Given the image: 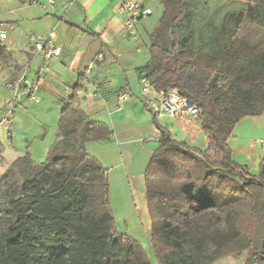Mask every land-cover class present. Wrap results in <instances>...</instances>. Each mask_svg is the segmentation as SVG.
Here are the masks:
<instances>
[{
  "label": "trees",
  "instance_id": "16d2710c",
  "mask_svg": "<svg viewBox=\"0 0 264 264\" xmlns=\"http://www.w3.org/2000/svg\"><path fill=\"white\" fill-rule=\"evenodd\" d=\"M145 69L159 93L199 110L207 151L159 135L144 173L151 247L160 264H210L249 250L264 264V161L259 174L233 160L241 119L264 114V0H162ZM163 36V37H162ZM5 47L0 44V55ZM75 87L47 159L27 152L0 177V264H151L140 241L117 230L108 169L85 149L113 131L81 109Z\"/></svg>",
  "mask_w": 264,
  "mask_h": 264
},
{
  "label": "crops",
  "instance_id": "0c3cea01",
  "mask_svg": "<svg viewBox=\"0 0 264 264\" xmlns=\"http://www.w3.org/2000/svg\"><path fill=\"white\" fill-rule=\"evenodd\" d=\"M40 1L42 5L28 0H0V22L14 26L6 39H0L5 47L0 55V86L7 90V99L11 97L2 111L0 126L8 128L12 136L9 125L32 104L39 105L37 110L46 115L60 117L80 85L77 96L81 109L113 131L107 139L86 142L85 149L108 169L111 192L127 191L133 210L127 216L129 223L136 224L137 232L150 238L152 223L144 173L160 144L150 111L154 109L148 101L152 99L157 107L165 108L170 107V101L165 103L155 94L144 95L139 72L150 60L152 44L170 40L168 36L155 37L166 10L162 0H137L153 13L136 21L133 34L124 25L126 14L119 11L128 0H59L53 5ZM32 36L48 38L61 48L48 69L44 57L35 51ZM10 82L18 88L9 91L5 85ZM124 90L129 96L125 101L119 96ZM32 95L40 99L39 104L31 99ZM155 112L158 122L170 130L175 140L207 151L209 138L199 115L179 118L169 112ZM261 141L264 143V114L241 119L229 141L233 160L253 175L259 174L264 161ZM117 213L120 217L126 215L121 210ZM128 232L140 239L130 229ZM246 258L247 254L240 259L230 255L210 264H245Z\"/></svg>",
  "mask_w": 264,
  "mask_h": 264
},
{
  "label": "rangeland",
  "instance_id": "374dc122",
  "mask_svg": "<svg viewBox=\"0 0 264 264\" xmlns=\"http://www.w3.org/2000/svg\"><path fill=\"white\" fill-rule=\"evenodd\" d=\"M1 81V78H0ZM0 86V118L6 108L7 104H10L9 99H7V90ZM8 100L5 103L4 100ZM39 105L32 104L29 106L28 112L21 113L17 116L15 121L9 125L13 130V135L10 136L9 129L5 126H0V177L5 172V170L15 161L19 156L25 155L27 152L36 160L41 162L47 159V154L50 147L55 143L58 127L57 123L60 117L57 115H46L45 113L38 111L37 107ZM147 106V105H146ZM149 107V106H147ZM142 110L140 111V116H142ZM7 126V125H6ZM112 177V176H111ZM111 179V178H110ZM112 181V180H111ZM110 181V182H111ZM114 191V189H113ZM111 192V210L116 217L117 230L120 233L130 235L129 229L138 236L140 243L147 249L151 264H160L155 256V252L151 247V239L149 236L146 237L145 234L137 232L136 224L129 223V216L132 213V207L130 206V196H127V191L117 190V192ZM112 193L114 195H112ZM133 200V197H132ZM118 208V210H117ZM123 211L126 215L120 217L117 212ZM249 255V250H245L242 253L230 254L234 255L237 259L244 257V255ZM229 255V256H230Z\"/></svg>",
  "mask_w": 264,
  "mask_h": 264
},
{
  "label": "built area",
  "instance_id": "2783aa9c",
  "mask_svg": "<svg viewBox=\"0 0 264 264\" xmlns=\"http://www.w3.org/2000/svg\"><path fill=\"white\" fill-rule=\"evenodd\" d=\"M29 2H32L33 4H40L42 5V2L40 0H28ZM59 0H46V3L48 5H53ZM122 13L126 14V19L124 22V25H126V28L133 34L134 29L136 27V21L142 18L149 17L153 10L142 3H140L137 0H128L126 1L119 10ZM14 26L13 24H5L0 22V39L4 40L8 37V33L13 30ZM31 42L34 44V48L36 53L40 54L44 57V67L45 69H48L50 61L54 58L60 55L61 48L57 47L55 43L48 39L44 38L41 39L39 37L32 36ZM139 81L141 83V91L144 95H147L149 97L153 96V94L157 96H161L165 103L167 101H170L171 107L165 108V105L163 107H157L153 100L151 99L148 101V104L152 107V109L157 110L160 114L161 113H170L172 116L182 118L186 114H190L193 116H196L199 114L198 108L193 106L185 97L180 96L176 91L171 90L167 93H159L156 91L155 86L152 81H150L148 72L146 70H141L139 72ZM7 89L14 90L18 88L19 85H16L14 82L7 83L5 85ZM120 99L125 101L129 98L128 91L124 90L120 93ZM31 99L39 104L40 99H37L34 95L31 96ZM263 143V141H261ZM264 144V143H263Z\"/></svg>",
  "mask_w": 264,
  "mask_h": 264
},
{
  "label": "bare ground",
  "instance_id": "6f19581e",
  "mask_svg": "<svg viewBox=\"0 0 264 264\" xmlns=\"http://www.w3.org/2000/svg\"><path fill=\"white\" fill-rule=\"evenodd\" d=\"M168 104H169V105H170V107H171V103L169 102Z\"/></svg>",
  "mask_w": 264,
  "mask_h": 264
}]
</instances>
